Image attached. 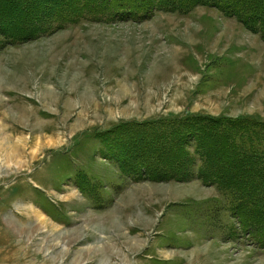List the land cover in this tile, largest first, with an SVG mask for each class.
Returning a JSON list of instances; mask_svg holds the SVG:
<instances>
[{
    "label": "rangeland",
    "instance_id": "374dc122",
    "mask_svg": "<svg viewBox=\"0 0 264 264\" xmlns=\"http://www.w3.org/2000/svg\"><path fill=\"white\" fill-rule=\"evenodd\" d=\"M1 32L0 264H264L236 195L197 168L136 183L114 148L139 125L264 123L259 34L207 6L84 19L24 43Z\"/></svg>",
    "mask_w": 264,
    "mask_h": 264
},
{
    "label": "trees",
    "instance_id": "16d2710c",
    "mask_svg": "<svg viewBox=\"0 0 264 264\" xmlns=\"http://www.w3.org/2000/svg\"><path fill=\"white\" fill-rule=\"evenodd\" d=\"M198 6L237 18L264 40V0H0V31L9 43H24L84 19L142 22L158 11L187 13ZM151 126L139 125L143 130L124 139L121 134L124 146H114L121 172L136 183L188 182L197 168L204 185L237 196L233 210L241 227L264 247V148L256 146L264 142V123L194 117L172 131Z\"/></svg>",
    "mask_w": 264,
    "mask_h": 264
},
{
    "label": "bare ground",
    "instance_id": "6f19581e",
    "mask_svg": "<svg viewBox=\"0 0 264 264\" xmlns=\"http://www.w3.org/2000/svg\"><path fill=\"white\" fill-rule=\"evenodd\" d=\"M40 219V218H39ZM38 222V221H37Z\"/></svg>",
    "mask_w": 264,
    "mask_h": 264
}]
</instances>
